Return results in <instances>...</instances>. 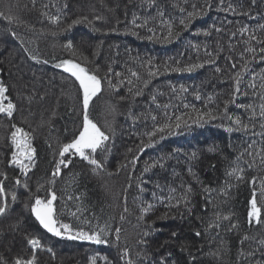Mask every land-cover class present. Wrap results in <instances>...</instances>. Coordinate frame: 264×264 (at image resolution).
<instances>
[{
    "label": "trees",
    "instance_id": "obj_1",
    "mask_svg": "<svg viewBox=\"0 0 264 264\" xmlns=\"http://www.w3.org/2000/svg\"><path fill=\"white\" fill-rule=\"evenodd\" d=\"M229 4L235 14L228 10ZM211 5L205 7V0H35L33 6V0H0V12L15 17L11 23L0 18V80L17 105L11 120L0 114V172L7 174L4 188L9 201L6 214L0 217V257L8 264L17 257L32 256L31 238L43 245L35 253L36 264H92L93 257L96 264H126L124 248L133 264H264V222L253 220L250 225L247 219L253 187L258 189L264 179L260 163L264 157V117L260 115L264 53L252 59L254 54L246 50L248 33L240 31L247 28L264 39L260 27L264 2L224 0L221 6L220 0H211ZM194 11L199 14L185 28L180 20L187 23L188 13ZM241 11L250 14L241 15ZM55 15L61 17L58 25L48 19ZM77 19L82 22L73 24ZM134 19L143 26L136 27ZM169 28L171 38H167ZM69 41L73 51L65 47ZM64 59L86 65L101 77L111 69L109 78L116 87L110 89L102 81L103 90L89 107V118L111 136V151L103 158L105 170L98 174L76 157L59 177L51 176L60 148L78 135L82 124V97L74 78L55 67ZM192 64L203 66L192 72L173 70ZM217 67L220 72L215 71ZM150 70L156 74L149 75ZM237 72L240 92L231 102ZM137 91L141 94L135 95ZM225 101H229L226 114ZM208 112L217 119L200 123L189 119ZM237 117L247 129L235 130L238 126L232 121ZM177 118L188 125L182 124L163 139L157 133L154 145L148 144L147 133ZM12 123L33 136L35 165L26 178L9 163ZM228 127L234 130L228 132ZM248 152L259 153L255 163ZM134 156L138 161L133 165ZM238 157L244 168L240 182L226 175ZM253 177L255 186L250 183ZM16 178L22 184L26 181L28 189L16 186ZM52 179L54 186L49 183ZM226 180L232 185L227 198L219 194ZM189 185L191 193H187ZM205 187L211 191L207 204ZM50 191L57 195L53 203L59 220L76 230L120 228L119 244L114 231L107 244L48 233L31 206L34 196L48 199ZM185 194L191 202L190 213L183 204L179 209L166 207ZM256 198L264 221L259 190ZM148 203L154 207L140 220L141 207ZM214 213L230 215V220H221L218 229H207ZM232 223L237 226L229 230ZM149 228L146 243H138ZM196 231L200 237L194 235Z\"/></svg>",
    "mask_w": 264,
    "mask_h": 264
},
{
    "label": "snow or ice",
    "instance_id": "obj_2",
    "mask_svg": "<svg viewBox=\"0 0 264 264\" xmlns=\"http://www.w3.org/2000/svg\"><path fill=\"white\" fill-rule=\"evenodd\" d=\"M264 2V0H262ZM251 3L254 5L256 3V0H251ZM224 4V0H220V5L222 6ZM35 5V0H33V6ZM211 0H205V7L210 8ZM64 7H67V5H64ZM223 10V8H221ZM228 10L232 11L234 14L236 13V9L229 4ZM197 12H190L188 13L187 17V23L184 19L180 20V24L184 25L186 28L188 26V23L191 22V20L198 15ZM241 15H249L250 13L241 11ZM44 15L47 16V13H44ZM0 18H3L7 20L9 23L13 22L15 17H13L11 14L5 16L3 12H0ZM48 19L53 23L58 25L61 17L59 15L55 16H49ZM99 19V17H97ZM83 20H87V17H84ZM81 19H77L73 21V24L81 23ZM132 23L136 27H142L143 25H137L135 22V19L132 21ZM72 25H68V28H71ZM261 28H264V25L260 26ZM217 31H220V29H216ZM151 31V29H149ZM241 33H248V47L247 51L250 53H253L252 59L256 58L257 53H264V46L262 47H255L253 46L250 41H255L257 45H264V39H261L258 37L254 31H250L247 28H243L240 30ZM12 35L15 37L16 33L13 32ZM154 35V34H153ZM173 35L171 28H169L168 37L171 38ZM204 35H208V33H204ZM151 39V37H149ZM23 44V41H21ZM65 47L73 51V45L69 41ZM25 51H28L27 48H25ZM33 59H36L37 62H41L39 58L33 56ZM264 59V57H261ZM212 62V61H210ZM43 63H48L47 60H44ZM203 65L200 64H192L185 68H176L173 69L174 71H187L192 72L194 69L202 67ZM55 67L60 68L63 70V72L68 73L70 78H74L73 83L77 86L79 93L81 94V104H82V124L81 128L79 130L78 135H76L70 142L65 143L62 145L58 152V160L55 163V168L51 173V176L53 178L59 177L62 173V168H68L72 162L73 158L78 157L80 161H84L87 163V165L91 166V170L94 174H98L100 171L105 170V163H104V157L107 156V154L111 151V145L109 144V141L111 139V136L104 130L101 129L95 123L92 119L89 118V107L93 99L101 93L103 90V84L102 81H107V85L110 89L115 88L116 86L113 85L112 80L109 78L111 74V69L109 68L108 74L101 77L98 76L95 72L90 70L86 65H82L79 62L74 61L73 59H64L61 61V63L56 64ZM233 68L236 67L235 64L232 65ZM167 67L165 68V71H167ZM158 71V70H157ZM215 71L220 72V68H216ZM156 71H149V75H155ZM116 75H120L117 73ZM133 76H137V73L133 72ZM236 79H235V88L232 92L233 100L231 102H234L235 96L237 93L240 92V73H236ZM131 83V81H129ZM145 87H147V82H145ZM131 92V89H129ZM186 91V90H185ZM8 93V87L4 84L2 80H0V114H3V116L9 120L14 116V113L17 111V105L14 104L9 97L7 96ZM140 91H137L135 95H140ZM121 99H124V97H121ZM155 99V97H153ZM197 99L199 97L197 96ZM7 101V103H5ZM225 114L227 112V104L229 101H225ZM241 107H244V105H240ZM187 107V105L185 106ZM262 110L260 115L264 117V105L261 106ZM207 119H217V116L213 115L211 112L198 114L195 119H192V117H189V119L192 120V123H200L202 120ZM152 119L155 120L156 117L152 116ZM206 122V121H205ZM233 124L237 125L238 127L235 129L239 131L241 128L247 129L248 125L242 124L239 117H237L234 121H232ZM182 124L184 126L188 125V121H183L181 118H177L175 123L172 122H166L158 127H156L152 132L147 133L148 137V144L154 145L153 137L157 136V133H160V139L164 138V135H172L176 133V130L180 129ZM12 129H14L10 134V144L9 147L12 149L10 161L9 163L18 168L20 170L21 176L27 177L28 172L34 167L35 165V158H36V148L33 146V136L26 132L22 127H17L15 123L11 124ZM261 128H264V124H261ZM228 132H232L234 129L232 127H228L226 129ZM49 147L51 145L49 144ZM251 147V146H250ZM129 152L132 151V149L128 150ZM99 154V158H98ZM196 153H192V156L195 157ZM243 155V154H242ZM248 155L250 157H253L252 163H255V156L259 155V153H253L248 152ZM241 158H237V162L234 167L231 168L230 171L226 173L227 176L232 177L233 180L236 182H240L244 180V168L240 166L239 160ZM138 161V156H134L131 158L130 163L136 164ZM158 163V162H157ZM247 163V162H246ZM252 163H249L248 166L251 167ZM261 165H264V157H261L260 160ZM123 167H127V165H124ZM160 167H163V164H160ZM212 167H215V165H212ZM189 172H191V169H189ZM7 180V174L0 172V217H3L9 206L8 196L5 193L4 188V181ZM15 185L16 186H22L24 189H28V184L25 181L22 184V181L20 178L15 179ZM51 185H55V179H52L49 181ZM252 185H257V178L253 177L250 181ZM231 184L229 181H225V187L219 191L220 195L225 196L226 198L229 195ZM128 187H131V184L128 185ZM138 188L140 191H143V188L138 185ZM257 190H259V195L261 198H264V179H261L257 187H253L252 194H251V200H250V210L247 213V219L248 223L251 225L253 220L257 224H260L264 221L261 220V208L258 207L257 203ZM174 191V190H173ZM192 188L189 185L187 188V193H191ZM204 192L207 194L205 197L206 204L211 203V200L208 199V197L211 196V191L209 188L205 187ZM69 199H72V197H68ZM78 199V198H77ZM171 199V198H170ZM17 200V195L15 192L11 194V201L15 202ZM57 200V195L55 191H50V198L48 199H41L38 196H34V204L31 206V213L35 216V219L39 222L40 225L43 226L44 229L47 230L48 233H51L55 237H60L67 240H80V241H88L93 244H107L108 243V237L112 235V232L115 233V242L117 245L120 241V228H115L114 230H109L107 227L105 228H99L96 231H84L82 229L76 230L73 229L72 225L69 223H64L61 220H59L56 209L54 208V201ZM126 197H125V204H126ZM190 199L187 194L182 195L179 199L175 201V203H170L166 205V207H176L177 209L180 208L181 204L184 205L185 209L190 213L191 207H190ZM154 207L153 204L148 203L146 207H141L140 210V216L138 217L140 220L144 219V216L148 214L150 210H152ZM207 209L205 208V211ZM124 211L127 212L128 209L125 206ZM74 215V214H73ZM165 216L168 215V213L164 214ZM215 219L209 220L207 223V229L212 228H220L221 220H230V215H224L220 216L219 214H215ZM121 220L124 219L123 216L120 217ZM237 225L235 223L230 224L229 230L231 228H235ZM150 234V228L148 230H145L141 233V238L138 240V243L145 244L146 240L144 237H147ZM173 236L176 235V233H172ZM196 237L201 236L200 231H196L194 233ZM244 239H248L247 236L244 237ZM29 245L32 249V256L25 260L23 258H15L13 261V264H36V251L38 249H43V245H41L40 241L35 238H31L28 241ZM243 243V241H241ZM47 251L51 252V249H47ZM243 254V253H241ZM251 254V253H250ZM54 256V253H53ZM123 257L126 260V264H133L131 259H128L129 257V250L127 248H124L123 251ZM0 264H8L6 260H4L2 257H0ZM92 264H96V257L92 258Z\"/></svg>",
    "mask_w": 264,
    "mask_h": 264
},
{
    "label": "rangeland",
    "instance_id": "obj_3",
    "mask_svg": "<svg viewBox=\"0 0 264 264\" xmlns=\"http://www.w3.org/2000/svg\"><path fill=\"white\" fill-rule=\"evenodd\" d=\"M43 199V198H42ZM65 223V222H64ZM84 242H88V241H84Z\"/></svg>",
    "mask_w": 264,
    "mask_h": 264
}]
</instances>
